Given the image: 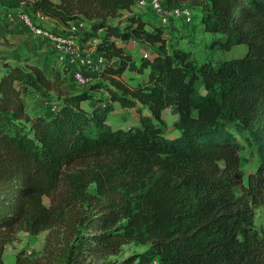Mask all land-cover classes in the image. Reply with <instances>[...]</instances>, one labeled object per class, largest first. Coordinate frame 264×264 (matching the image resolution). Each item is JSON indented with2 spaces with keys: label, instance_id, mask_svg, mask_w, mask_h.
I'll return each mask as SVG.
<instances>
[{
  "label": "trees",
  "instance_id": "1",
  "mask_svg": "<svg viewBox=\"0 0 264 264\" xmlns=\"http://www.w3.org/2000/svg\"><path fill=\"white\" fill-rule=\"evenodd\" d=\"M185 1L199 8L203 30L218 35L212 46L243 44L245 54L198 60L182 46L168 48L163 28L147 29L140 14L126 16L122 28L108 20L134 0H63L65 9L0 0L6 10L31 5L63 23L82 12L81 40L97 38L106 58L103 82L76 92L61 90L59 69L4 66L0 255L18 231L48 229L45 250L56 264H264V230L254 222L264 207V0L163 3ZM131 37L151 48L140 62L144 83L122 78L132 55L114 39ZM28 89L44 98L57 91L60 100L50 114L28 115ZM172 107L170 133L162 112ZM238 134L257 157L246 180ZM129 243L145 248L112 258Z\"/></svg>",
  "mask_w": 264,
  "mask_h": 264
},
{
  "label": "rangeland",
  "instance_id": "2",
  "mask_svg": "<svg viewBox=\"0 0 264 264\" xmlns=\"http://www.w3.org/2000/svg\"><path fill=\"white\" fill-rule=\"evenodd\" d=\"M49 1L52 4L60 5L63 0ZM181 5L192 11L191 15L193 20L191 23L182 19L171 18L165 27L160 26L157 17L148 7H133L130 12L124 11L115 17H109L108 20L113 24H119V27L122 28L127 24L126 16L130 14H140L144 21H146L147 29H152L157 26L162 27L169 44L182 46L186 50H189L198 60H210L213 63H218L222 60L240 57L245 54L246 46L243 44L232 45L229 49L212 46L213 39L218 35L203 30L199 21L200 16L193 4L189 1H185L182 2ZM60 6L63 9L66 8L63 3H61ZM18 10L27 13L32 20L39 24H43L46 29L56 34H64L72 37L81 50H83L80 56L83 58L89 57L91 63L87 68L93 73V70H95L94 65L97 63L98 59L96 50L94 49L96 48L95 42L97 38L89 39V42L86 44L80 43L81 37L79 34L87 27L84 21L86 17L82 12H73L78 13L79 17L63 23L48 15L46 20L40 21L36 16V11L32 9L31 5L21 7ZM18 10L0 9V73L4 71L6 63H15L24 67L36 66L47 75L50 74L51 69H59L61 73H64L65 83H67L70 90L81 89L82 87L77 86L72 77H70L71 70L69 69L70 66H68L69 63L66 56L71 57L72 55L67 54L64 57V53L60 51L52 41L33 35L15 16L14 13ZM72 26L75 27L73 30L71 29ZM102 32V30L98 31V34H102ZM114 40L119 44H124L125 49L133 55L122 78L130 83L145 82L146 71L140 70V62L144 53H147L148 56L151 55L150 46L145 47L146 43L144 41H139L132 37L125 42H122L118 38ZM143 43L145 44L142 45ZM87 49H91L92 51L88 52ZM84 69H86V67H84ZM97 71L96 69V72L93 74H88L83 70V74L87 78L89 77L88 84L83 87L91 84V80H97L92 83L103 82L101 78L97 79V74H99ZM62 89L63 87L61 90ZM197 90L198 93L201 94L205 92L200 82L197 83ZM100 93L105 94L102 90H100ZM48 94L50 97L44 98L34 90H29L27 93L24 92L22 98L27 114H50V112L53 111L52 107L54 105L56 106L60 100L61 94L54 90L49 91ZM164 114L163 118L167 130L172 133L171 124L175 120L174 116L176 112L168 108L167 113ZM237 136L244 144L240 151V164L244 173V179L246 180L247 175L256 167L257 157L253 150L245 144L242 136L240 134ZM43 203L48 205L49 198L47 196L43 197ZM254 222L257 228L264 230V207L261 206L256 208ZM49 232L50 230L48 229L42 230L37 234H30L24 230L18 231L15 238L11 242L5 244L0 255V264H56L51 257L48 256L47 258L45 250ZM144 248L145 246L129 243L124 246L123 251L118 256L112 258L121 259L132 252L141 251ZM102 262L103 261L93 259V261L89 260L86 264H102Z\"/></svg>",
  "mask_w": 264,
  "mask_h": 264
},
{
  "label": "built area",
  "instance_id": "3",
  "mask_svg": "<svg viewBox=\"0 0 264 264\" xmlns=\"http://www.w3.org/2000/svg\"><path fill=\"white\" fill-rule=\"evenodd\" d=\"M133 7H138V8L148 7L157 17V21L159 25L163 27H165L169 23L171 18L182 19L188 23H191L193 20L192 15H191L192 11L189 8L182 6V5L176 6V7H166L163 3V0H134V3L131 6V9ZM14 14L17 17V19L21 21L33 35L52 41L56 45V47H58L60 51L64 53V57L67 54L72 55L71 57L69 56L70 61L74 62L77 65V67L72 70L73 81L79 87H83L88 84L89 77L87 78L83 74V70H84V67L87 68L91 62L89 60V57L83 58L80 56V54L82 53V50L78 46L77 42L73 40L72 37L64 35V34H56L53 31L46 29L43 24H39L38 22L32 20L31 17L22 10H18ZM198 15L201 16V14L199 13ZM36 16L38 17L40 21L46 20L48 18L47 15L42 12H36ZM74 28L75 27L73 26L71 27L72 30ZM102 56L98 55L97 57L98 59L96 63L97 64L96 69L99 66L102 69L104 66V63L106 62V60L102 59ZM143 57H148V54L144 53ZM55 108L56 106L54 105L52 107V110H54Z\"/></svg>",
  "mask_w": 264,
  "mask_h": 264
},
{
  "label": "crops",
  "instance_id": "4",
  "mask_svg": "<svg viewBox=\"0 0 264 264\" xmlns=\"http://www.w3.org/2000/svg\"><path fill=\"white\" fill-rule=\"evenodd\" d=\"M194 8L197 10V12L199 13V14H201V12H200V10H199V8L198 7H195L194 6ZM0 9H5V8H3V7H0ZM15 11V10H14ZM21 22V21H20ZM146 26H147V24H146ZM64 28V27H63ZM65 29V28H64ZM81 29V28H80ZM66 30V29H65ZM140 41V40H139ZM85 42V43H84ZM81 41L80 40V43L81 44H86V43H88L89 42V40H87V41ZM146 43V42H145ZM145 43H143L142 45H144ZM146 46L145 47H147L148 45H147V43L145 44ZM173 46H176V44L175 45H171V44H169V42L167 41V47L168 48H171V47H173ZM149 47V46H148ZM88 50V52H90L91 50L90 49H87ZM83 51V50H82ZM98 55H101L102 56V54L100 53V52H98V51H96V56L98 57ZM133 56V55H132ZM66 58H68V61H70V58L67 56ZM102 59L103 60H106V58L105 57H103L102 56ZM69 63V65L68 66H70V77H72V70L73 69H75L76 67H77V65L74 63V62H68ZM110 63L112 64V65H115L116 63H117V58H112L111 60H110ZM96 65L97 64H95L94 65V67H95V70H93V73L94 72H96ZM101 68H100V66L99 67H97V72H100L99 70H100ZM4 70H6V69H4ZM145 71H146V73H147V70L146 69H144ZM84 71L86 72V73H88V74H93V73H91L92 71L89 69V68H86V69H84ZM4 72V71H3ZM1 74V73H0ZM63 75H64V73H63ZM65 76H66V74H65ZM100 78V76H99V74H97V79H99ZM95 81H97V80H91L90 81V83H92V82H95ZM145 81H146V79H145ZM142 83H144V82H142ZM63 87V89L62 90H64V91H73V92H76V91H78V90H70L69 89V87H68V85H67V83H64L62 86H61V88ZM68 87V88H67ZM30 89H28V90H26L25 91V93H27L28 91H29ZM84 104H87V105H90V104H92V102H83ZM115 106L117 107L116 109H117V111H121L119 108H118V105L117 104H115ZM171 110H173V111H175L176 112V110H175V108L174 107H172V108H170ZM25 111H26V109H25ZM167 111H168V109H165L163 112H162V115H165L164 113H167ZM26 113H27V111H26ZM177 117V113L175 114V116H174V118H176Z\"/></svg>",
  "mask_w": 264,
  "mask_h": 264
}]
</instances>
